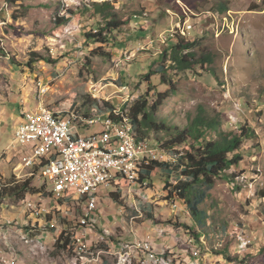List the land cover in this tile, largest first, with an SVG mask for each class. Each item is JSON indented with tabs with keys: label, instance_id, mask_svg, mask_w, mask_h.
Wrapping results in <instances>:
<instances>
[{
	"label": "rangeland",
	"instance_id": "374dc122",
	"mask_svg": "<svg viewBox=\"0 0 264 264\" xmlns=\"http://www.w3.org/2000/svg\"><path fill=\"white\" fill-rule=\"evenodd\" d=\"M103 4H109L107 14L116 13L119 20L133 19L116 33V47L104 46L109 58L90 56L100 46L83 37L105 25L104 14L96 12V5ZM69 12L73 13L70 22L56 26V18L68 17ZM136 16L141 19L134 20ZM171 32L185 36L186 42L196 41L193 53L198 59L212 56L213 63L205 69L171 73L175 94L163 104L157 120L184 127L204 107L211 117L221 118L224 130L237 132L240 124L247 125L258 137L244 141V162L229 172L236 181H217L201 205L207 214L204 227L198 226L176 197L172 199L181 211L170 207L164 188L168 175L159 169L149 187L125 192L119 203L105 197V206L93 216L105 222L115 243L125 241L124 228L129 229L128 220L137 216V222H148L150 229L172 224L188 233L191 228V238L213 264L219 260L264 264V0H0V49L6 51L0 53V110L16 113L14 99L24 97L31 101L30 111L39 107L56 111L75 97L76 105L69 111L93 118L102 116L93 112L97 104L106 109L109 103L118 110L145 96L149 89L151 96L165 93L168 87L161 83L160 75L150 82L143 79L150 71L160 70L161 46L165 37L170 43ZM31 53L51 57L52 63L41 61L28 68ZM83 99L93 105L86 107ZM159 137L167 138L165 133ZM156 139L150 132L146 140L159 146ZM38 178L33 182L35 188L45 185ZM27 203L28 199L0 202V228L7 221L14 222L9 230L0 229V264H86L75 250L72 254L56 250L57 238L51 228L33 235L17 230V214L25 212ZM54 225L63 230L65 223L57 218ZM33 229H41L40 220H33ZM246 236L253 237L254 243H246ZM20 241L30 250L21 249ZM97 241L93 240L95 249L99 248ZM107 251L98 264L117 262L116 251Z\"/></svg>",
	"mask_w": 264,
	"mask_h": 264
},
{
	"label": "trees",
	"instance_id": "16d2710c",
	"mask_svg": "<svg viewBox=\"0 0 264 264\" xmlns=\"http://www.w3.org/2000/svg\"><path fill=\"white\" fill-rule=\"evenodd\" d=\"M10 1L12 3L18 2V0ZM108 7L109 4L96 5V12L104 14L105 25L83 35L87 43L92 42L100 46L92 51L90 56L109 58L110 53L103 51L104 46L112 45L116 47V33L122 27L129 26L133 22L131 18L119 20L116 13L107 14ZM72 17L73 13L69 12L68 17L56 18V26L67 25ZM139 19L141 18H138V16L134 18V20ZM178 33L173 34L169 44L161 46L162 61L159 63L160 70L150 71L143 79V81L150 82L152 77L160 75L161 83L166 85L168 90L165 93L151 96L152 90L149 89L145 96H141L133 104H126L122 111L124 116L133 124L138 139L144 141L148 139L150 132L156 134L157 139L155 141L159 143V147L165 153L166 158L172 161L169 164L153 163L147 168L145 178L152 184L154 181L152 176L157 169L166 171L168 178L164 183V188L168 200L176 197L182 201L191 211L198 226L204 227L207 214L200 209L201 205L208 200L209 193L214 189L217 181L224 179L232 183L236 181V176L229 174V172L232 169H238L244 162L241 154L244 141L254 140L258 135L254 128L242 124L239 125L237 132L224 130V122L221 118L219 116L211 117L204 107H199L196 116L190 118L189 123L184 127H170L166 121L157 120L163 104L175 94L171 73L173 71L185 73L192 71L195 67L205 69L207 65L213 63V57L209 55L198 59L196 53L192 51L197 47L196 41L193 43L186 42L185 36ZM5 52L4 49H0V53L3 55L6 54ZM29 57L28 68L41 61L52 63L51 57H44L39 53H31ZM169 63L170 66L167 67ZM83 102L86 107L93 105L88 99H83ZM75 105V97H72L59 108L60 110L55 112L69 111V108ZM106 105L108 108L102 109L97 104L95 106L97 110L92 111L97 115H107L112 114L117 108L112 107L109 103ZM112 119L119 120V117H112ZM161 133H165L167 138L161 139L159 137ZM30 173H36V168ZM27 177H29V173ZM36 178L37 176L34 175L23 180L12 176L5 181H0V202L10 199L23 203L28 199V196L45 194V185L40 188L33 187ZM144 183L146 181H139L142 187H144ZM126 186L129 185H123L121 181H113L114 190L108 197L110 196L111 199L119 203ZM146 216L150 217L148 214ZM175 220L177 221L178 217ZM194 229L196 230V228ZM190 230L192 231V229H188L189 236H191ZM49 231L57 238L56 250L68 254L74 253V251L71 252L70 233L59 228H51ZM220 252L224 254L226 250Z\"/></svg>",
	"mask_w": 264,
	"mask_h": 264
},
{
	"label": "built area",
	"instance_id": "2783aa9c",
	"mask_svg": "<svg viewBox=\"0 0 264 264\" xmlns=\"http://www.w3.org/2000/svg\"><path fill=\"white\" fill-rule=\"evenodd\" d=\"M188 29L189 33L191 27ZM167 41L165 37L163 44ZM30 118H35V127H28V119H22L15 135L19 146L30 148L25 169L29 171V166H36V173H29V178L35 175L45 181L46 193L37 196L38 200L28 196V203L24 205L26 231H32L33 235L54 228L55 219L61 218L65 223L63 230L71 234V252L93 244L90 236L96 235V238H106V247L121 245L128 247L131 255L158 256L154 242L164 233L115 243L106 231L94 234L97 225L93 215L98 213L103 199L112 193L109 190L113 188V181L129 185L124 187V193L128 188L142 191L139 181H146V187L151 184L145 178L147 168L153 163L168 164V159L161 157L149 142H143L142 149H134L129 141L128 123L127 128H115L107 121L85 127L82 121L50 118L41 107L31 111ZM113 136H120V143H113ZM136 158H143L144 166H136ZM168 202L174 211H181L172 198ZM33 220L41 221V230L33 229ZM137 220V216L131 218L133 223ZM13 225L14 222L7 221L1 227L7 231ZM254 240L246 236V243L253 244Z\"/></svg>",
	"mask_w": 264,
	"mask_h": 264
},
{
	"label": "crops",
	"instance_id": "0c3cea01",
	"mask_svg": "<svg viewBox=\"0 0 264 264\" xmlns=\"http://www.w3.org/2000/svg\"><path fill=\"white\" fill-rule=\"evenodd\" d=\"M14 103L19 109L16 113L11 114L5 109L0 110V181H5L11 178L12 176H17L18 178L25 180V178H28L27 176L29 173V171L25 169L24 165L26 162V158L30 153V148L20 147L19 145L15 144V131L22 123V119L24 118L25 113L30 111L29 109H30L31 101L29 99L26 100L24 97L22 98L15 97ZM17 146H19L20 148H18ZM29 170L32 171V169L30 168ZM139 187L143 188L140 184ZM133 190L136 189L129 188L128 192L130 193ZM106 201L107 198L106 200L103 199V203H101L99 207L100 206L104 207L105 205L103 204ZM134 203L136 204V202ZM93 220L96 222L97 225V229L94 230L95 231L94 234L95 233L104 234L105 231L108 232L106 228H104L105 227L104 221H101L100 218L96 220L94 216H93ZM16 221L19 222L17 223V225L20 228V232L23 234V232L27 230L26 227H24L26 222L25 214L24 213L17 214ZM127 225L128 228L129 227L130 228L129 229H126V227L124 228L126 230L125 234H127V237H125V241L123 242L126 243L132 242L135 238L143 239L148 234L164 233L163 236L157 237L154 242L155 252L158 254V256H152V257L136 256L134 259V264H184V263L213 264V259H210V257L208 256L209 254L203 253V250L200 248L199 244L197 245L198 247L196 248L189 243L191 236H189L187 232H184L183 230H177L176 227L172 224H166V226L164 227H162V225H156L154 227H151L150 229L149 228L150 225L148 222L138 221L133 223L131 222L130 219L128 220ZM99 231L102 233H99ZM90 237H92V240L96 239V235ZM97 240L98 241L95 244L96 247L97 246L99 247L98 249H101L103 247L102 249L107 248L106 250H109L110 252L111 251L115 252L118 251L119 247L121 246V245H114V246L106 247V244H103L104 242H106L105 237H98ZM23 245L24 243L21 242V246H22L21 249H25V251L30 250L29 247L23 248ZM91 246L93 247V244H91ZM198 248L200 253L196 255L199 252ZM157 259H162V261L158 262ZM214 264H224V263L219 260L217 263ZM225 264L227 263L225 262Z\"/></svg>",
	"mask_w": 264,
	"mask_h": 264
},
{
	"label": "bare ground",
	"instance_id": "6f19581e",
	"mask_svg": "<svg viewBox=\"0 0 264 264\" xmlns=\"http://www.w3.org/2000/svg\"><path fill=\"white\" fill-rule=\"evenodd\" d=\"M42 109L44 110L46 115L50 118H55L57 120H64L66 118H69L75 121H82V124L85 127H94L95 125L102 124L104 121H107L115 128H127V123H128L129 141L133 145L134 149H142L143 142H148L147 140L140 141L138 139L134 126L131 123V121L124 116V113L122 111L123 109L115 110L112 114L95 116L93 118L84 117L83 115H81L76 111L55 112L54 110H49L46 108H42ZM30 117H31V111H28L25 113L23 119H28V127H35V118H30ZM112 117H119V120L112 119ZM21 125L22 123L19 126ZM113 143H120V136H113ZM15 144L18 145V135H15ZM151 147L154 148L161 157L166 158L165 153L161 150L159 146L151 144ZM136 166H144V159L136 158ZM29 168L33 170V168L35 169L36 166H29ZM144 184H145L144 186H146V183ZM174 204L177 205L176 202ZM191 241H192V246L196 247L197 245L196 241L191 238L189 241L190 244ZM103 244H106V242H104ZM106 249H97V248L95 249L91 245H89L87 248H80L75 250V252L80 257V259L83 260L85 263L87 262V264L88 263L98 264V263H102L103 261L102 255L108 252ZM197 254H199V252ZM115 255L117 258L116 264H134V259L136 257L135 255H131V251L126 246H120L118 251H116ZM157 261L160 262L162 261V259H157Z\"/></svg>",
	"mask_w": 264,
	"mask_h": 264
}]
</instances>
